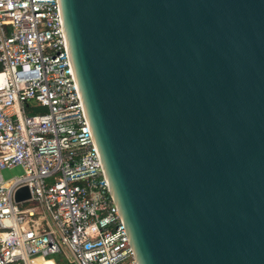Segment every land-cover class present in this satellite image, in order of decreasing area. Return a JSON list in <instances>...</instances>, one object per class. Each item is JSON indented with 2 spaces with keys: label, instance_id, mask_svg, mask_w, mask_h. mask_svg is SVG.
Here are the masks:
<instances>
[{
  "label": "water",
  "instance_id": "water-1",
  "mask_svg": "<svg viewBox=\"0 0 264 264\" xmlns=\"http://www.w3.org/2000/svg\"><path fill=\"white\" fill-rule=\"evenodd\" d=\"M57 1L136 264H264V0Z\"/></svg>",
  "mask_w": 264,
  "mask_h": 264
},
{
  "label": "built area",
  "instance_id": "built-area-1",
  "mask_svg": "<svg viewBox=\"0 0 264 264\" xmlns=\"http://www.w3.org/2000/svg\"><path fill=\"white\" fill-rule=\"evenodd\" d=\"M21 166L4 179L1 170ZM27 186L30 197L16 200ZM136 264L57 0H0V264Z\"/></svg>",
  "mask_w": 264,
  "mask_h": 264
},
{
  "label": "rangeland",
  "instance_id": "rangeland-1",
  "mask_svg": "<svg viewBox=\"0 0 264 264\" xmlns=\"http://www.w3.org/2000/svg\"><path fill=\"white\" fill-rule=\"evenodd\" d=\"M1 172L4 179H9L11 177L18 176L23 173V169L21 166H15L13 168H4L1 170ZM50 256L57 260L58 264H69L63 260L64 257L61 254L52 253Z\"/></svg>",
  "mask_w": 264,
  "mask_h": 264
}]
</instances>
